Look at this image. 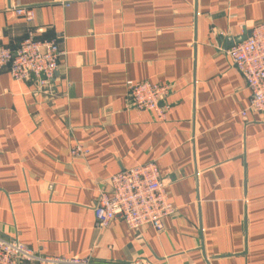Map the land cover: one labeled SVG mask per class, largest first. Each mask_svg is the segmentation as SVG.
I'll return each instance as SVG.
<instances>
[{"label": "crops", "instance_id": "crops-1", "mask_svg": "<svg viewBox=\"0 0 264 264\" xmlns=\"http://www.w3.org/2000/svg\"><path fill=\"white\" fill-rule=\"evenodd\" d=\"M261 22L264 0H0V45L32 30L64 51L51 94L0 70V236L91 264H264V123L225 52ZM144 80L169 84L164 119L132 106ZM149 161L163 230L99 228L98 188Z\"/></svg>", "mask_w": 264, "mask_h": 264}, {"label": "built area", "instance_id": "built-area-1", "mask_svg": "<svg viewBox=\"0 0 264 264\" xmlns=\"http://www.w3.org/2000/svg\"><path fill=\"white\" fill-rule=\"evenodd\" d=\"M14 12L26 23L34 19L31 6H15ZM225 52L243 76L251 95L248 109L261 115L264 123V22L254 25L244 39L234 42ZM64 55L55 39H37L32 30L15 48L0 45V70H6L14 80H31L41 92L51 94L52 82ZM170 91L169 84L147 80L130 83L128 97L137 110H150L165 118L167 105L163 99ZM245 110L241 112L244 115ZM88 152L81 144L70 149L72 156L84 157ZM107 189L98 188L93 206L96 225L107 227L119 218L129 228L149 225L156 232L163 230L164 218L174 212L165 185L154 161L122 169L108 176ZM91 264L88 257H62L40 254L17 239L0 236V264ZM131 264H153L136 259Z\"/></svg>", "mask_w": 264, "mask_h": 264}, {"label": "water", "instance_id": "water-1", "mask_svg": "<svg viewBox=\"0 0 264 264\" xmlns=\"http://www.w3.org/2000/svg\"><path fill=\"white\" fill-rule=\"evenodd\" d=\"M245 35H240L238 38L235 39L236 42H239L244 39Z\"/></svg>", "mask_w": 264, "mask_h": 264}]
</instances>
